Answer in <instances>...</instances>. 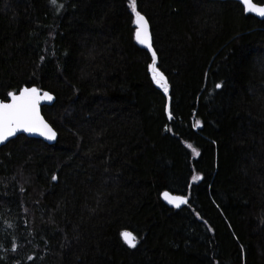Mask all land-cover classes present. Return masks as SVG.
Segmentation results:
<instances>
[{
  "label": "trees",
  "instance_id": "trees-1",
  "mask_svg": "<svg viewBox=\"0 0 264 264\" xmlns=\"http://www.w3.org/2000/svg\"><path fill=\"white\" fill-rule=\"evenodd\" d=\"M127 3L0 0V100L51 93L57 132L0 147V264H264V19L137 0L165 95Z\"/></svg>",
  "mask_w": 264,
  "mask_h": 264
},
{
  "label": "snow or ice",
  "instance_id": "snow-or-ice-1",
  "mask_svg": "<svg viewBox=\"0 0 264 264\" xmlns=\"http://www.w3.org/2000/svg\"><path fill=\"white\" fill-rule=\"evenodd\" d=\"M49 2L53 6H57V0H49ZM240 2L244 6L243 11L253 12L264 17V5H258L253 0H240ZM127 6L134 18L133 23L136 25L135 39L139 44L147 47L152 54V64L148 66L149 71L152 73V80L159 87L163 88L165 95H167V81L163 73L155 67L157 56L155 51L152 50L148 21L137 10V0H128ZM59 7H62V5H59ZM220 87V84H216V88ZM7 98H10L7 102L0 100V143L8 140L9 137L15 136L20 131L39 134L49 141L56 139L57 133L44 121L39 111L41 100L46 99L51 101L53 99L48 92H42L37 87H23L19 89L18 95L13 91H9ZM165 111H168L167 107ZM171 118V114H169V119ZM188 147L191 148L192 146L188 145ZM192 150L195 153L196 150L194 148ZM52 179L56 180L57 177L53 176ZM192 179L195 181L200 179V177L193 175ZM161 195L168 204L177 208L181 204L187 203V198L184 196H174L167 191ZM120 236L130 248L136 247L137 238L133 233L122 231ZM15 248L16 245L13 244V250Z\"/></svg>",
  "mask_w": 264,
  "mask_h": 264
},
{
  "label": "water",
  "instance_id": "water-1",
  "mask_svg": "<svg viewBox=\"0 0 264 264\" xmlns=\"http://www.w3.org/2000/svg\"><path fill=\"white\" fill-rule=\"evenodd\" d=\"M210 1H213V2H226V1H233V2H237L238 4H240L242 7H244L243 6V4L240 2V0H210ZM264 5V4H263ZM245 12V11H244ZM246 14H248V15H251V16H254L255 18H257V19H259V20H263L264 19V17H261V16H259V15H257L256 13H253V12H245ZM149 26V25H148ZM134 27H135V32H136V25L134 24ZM149 33H150V30H149ZM135 36V35H134ZM150 37H151V35H150ZM135 41H136V43L138 44V46L139 47H141V48H143V49H145V50H147L148 52H149V50H148V48L147 47H145L144 45H141V44H139L138 42H137V40L135 39ZM151 45H152V41H151ZM152 50H153V48H152ZM150 54H151V52H149ZM151 56H152V54H151ZM32 87H35V86H32ZM42 92H47V91H42ZM49 93V92H48ZM17 95L19 94V92L18 93H16ZM52 97H53V99L51 100V101H49V100H41L40 101V105H39V111H40V115H41V117L44 119V121L55 131V129L45 120V118H44V116H43V114H42V108L43 107H50V106H52L53 104H54V102H55V97L51 94V93H49ZM8 99H10V98H8ZM5 102H7V101H5ZM56 132V131H55ZM57 133V132H56ZM25 136V137H27V138H30V139H35V140H38V141H41V142H43L44 144H46V145H53V144H55L56 143V141H57V136H56V139L55 140H52V141H49V140H47V139H45L43 136H40L39 134H36V133H26V132H23V131H20V132H17L16 133V135L15 136H12V137H9L8 138V140H6V141H4L3 143H0V147H2V146H4V145H6L9 141H11V140H13V139H15L17 136ZM170 193V192H169ZM171 195H174V196H181V195H176V194H172V193H170ZM160 199H161V201L168 207V208H170V209H175V210H178V209H181L182 207H184V206H186V204L187 203H185V204H181L180 205V207L179 208H177V207H174L173 205H171V204H168L167 203V201L166 200H164L163 199V197H162V195L160 196ZM122 240H123V238H122ZM124 242V241H123ZM127 245V244H126ZM128 246V245H127Z\"/></svg>",
  "mask_w": 264,
  "mask_h": 264
},
{
  "label": "rangeland",
  "instance_id": "rangeland-1",
  "mask_svg": "<svg viewBox=\"0 0 264 264\" xmlns=\"http://www.w3.org/2000/svg\"><path fill=\"white\" fill-rule=\"evenodd\" d=\"M150 74H151V77H152V73H151V72H150ZM155 85H156L160 90H162V91L164 92L163 88L159 87L156 83H155Z\"/></svg>",
  "mask_w": 264,
  "mask_h": 264
}]
</instances>
